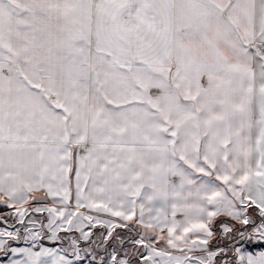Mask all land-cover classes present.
I'll use <instances>...</instances> for the list:
<instances>
[{"label": "snow or ice", "instance_id": "obj_1", "mask_svg": "<svg viewBox=\"0 0 264 264\" xmlns=\"http://www.w3.org/2000/svg\"><path fill=\"white\" fill-rule=\"evenodd\" d=\"M0 206L7 264H264V0H0Z\"/></svg>", "mask_w": 264, "mask_h": 264}, {"label": "rangeland", "instance_id": "obj_2", "mask_svg": "<svg viewBox=\"0 0 264 264\" xmlns=\"http://www.w3.org/2000/svg\"><path fill=\"white\" fill-rule=\"evenodd\" d=\"M38 197L42 198V196H38ZM44 202L47 203L46 201H44ZM10 211H11V209L4 208L3 206L0 207V215H3V214L10 212ZM9 223L10 224L14 223V220L9 219ZM0 227H3V225L0 224ZM103 231H104V229H100V228H97L94 230L95 235L93 236V239L96 240L97 243L101 242V239H102L101 233ZM138 232H139L138 228H135L133 224L132 225L129 224L128 228H116L114 233H113V236L123 238V240L125 242L124 248L126 250H133L135 248V246L131 243V241L138 238ZM45 242H47V241H45ZM113 247H117V249L119 250L118 241L115 239L109 241L108 250L111 251ZM92 249L97 253H101V251H102L101 249H100V251H97L95 244L92 245ZM121 255H123V252H121ZM135 257H136L135 252H130L129 258L133 260V264H136ZM84 260H91V257L85 255Z\"/></svg>", "mask_w": 264, "mask_h": 264}, {"label": "crops", "instance_id": "obj_3", "mask_svg": "<svg viewBox=\"0 0 264 264\" xmlns=\"http://www.w3.org/2000/svg\"><path fill=\"white\" fill-rule=\"evenodd\" d=\"M37 196H42V198H43V194L42 193H38ZM44 201L47 202V200H44ZM0 207H2V206H0ZM109 219H113L114 220L116 218L109 217ZM129 224L132 225V223H129ZM133 225H134L135 228H138L137 225H135V224H133ZM215 231L218 232L219 229L217 228V229H215ZM213 245H214V243H213ZM44 246H46V247H56V245H52L49 242H44ZM0 264H7V261L5 259L4 260H0ZM79 264H92V263H90L88 260H83V261L79 262Z\"/></svg>", "mask_w": 264, "mask_h": 264}, {"label": "trees", "instance_id": "obj_4", "mask_svg": "<svg viewBox=\"0 0 264 264\" xmlns=\"http://www.w3.org/2000/svg\"><path fill=\"white\" fill-rule=\"evenodd\" d=\"M214 245H216V242L213 241ZM97 251H100V249H97ZM99 254V253H98ZM0 260H4V258L0 257ZM90 263L94 264V262H92L91 260H88Z\"/></svg>", "mask_w": 264, "mask_h": 264}]
</instances>
